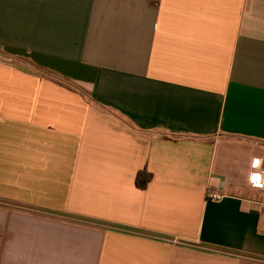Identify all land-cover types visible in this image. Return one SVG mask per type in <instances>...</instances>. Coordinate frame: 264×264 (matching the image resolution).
<instances>
[{
    "label": "crops",
    "instance_id": "obj_1",
    "mask_svg": "<svg viewBox=\"0 0 264 264\" xmlns=\"http://www.w3.org/2000/svg\"><path fill=\"white\" fill-rule=\"evenodd\" d=\"M254 157L264 0H0V264H264Z\"/></svg>",
    "mask_w": 264,
    "mask_h": 264
},
{
    "label": "clouds",
    "instance_id": "obj_2",
    "mask_svg": "<svg viewBox=\"0 0 264 264\" xmlns=\"http://www.w3.org/2000/svg\"><path fill=\"white\" fill-rule=\"evenodd\" d=\"M262 161L258 157H254L251 161L250 167L253 169L260 168ZM248 182L253 188H264V175L259 171H253L248 175Z\"/></svg>",
    "mask_w": 264,
    "mask_h": 264
},
{
    "label": "trees",
    "instance_id": "obj_3",
    "mask_svg": "<svg viewBox=\"0 0 264 264\" xmlns=\"http://www.w3.org/2000/svg\"><path fill=\"white\" fill-rule=\"evenodd\" d=\"M152 174L148 172L146 169L140 170L136 177V184L141 187L145 188L148 185V182L151 180Z\"/></svg>",
    "mask_w": 264,
    "mask_h": 264
},
{
    "label": "built area",
    "instance_id": "obj_4",
    "mask_svg": "<svg viewBox=\"0 0 264 264\" xmlns=\"http://www.w3.org/2000/svg\"><path fill=\"white\" fill-rule=\"evenodd\" d=\"M253 171H259V172H261L262 175H264V169H262V168H258V169L251 168L250 173ZM250 186H251V184H250ZM254 189L262 190L264 192V188H254ZM222 197H223V195L221 193L217 192L216 190H210L206 194V198L210 199V200H220Z\"/></svg>",
    "mask_w": 264,
    "mask_h": 264
}]
</instances>
